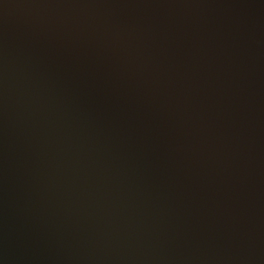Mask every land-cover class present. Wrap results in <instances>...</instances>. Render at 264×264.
<instances>
[{"label":"water","instance_id":"1","mask_svg":"<svg viewBox=\"0 0 264 264\" xmlns=\"http://www.w3.org/2000/svg\"><path fill=\"white\" fill-rule=\"evenodd\" d=\"M0 264H264V0H0Z\"/></svg>","mask_w":264,"mask_h":264}]
</instances>
